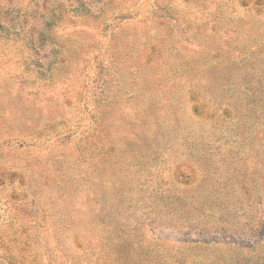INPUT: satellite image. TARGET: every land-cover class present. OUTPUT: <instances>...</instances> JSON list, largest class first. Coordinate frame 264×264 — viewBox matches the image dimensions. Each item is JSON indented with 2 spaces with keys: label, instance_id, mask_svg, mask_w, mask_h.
Wrapping results in <instances>:
<instances>
[{
  "label": "rangeland",
  "instance_id": "374dc122",
  "mask_svg": "<svg viewBox=\"0 0 264 264\" xmlns=\"http://www.w3.org/2000/svg\"><path fill=\"white\" fill-rule=\"evenodd\" d=\"M0 264H264V0H0Z\"/></svg>",
  "mask_w": 264,
  "mask_h": 264
}]
</instances>
